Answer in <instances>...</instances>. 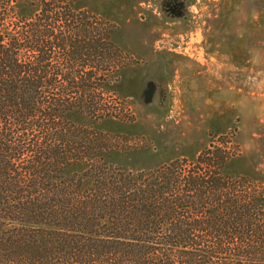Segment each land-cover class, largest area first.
<instances>
[{
  "label": "trees",
  "instance_id": "trees-1",
  "mask_svg": "<svg viewBox=\"0 0 264 264\" xmlns=\"http://www.w3.org/2000/svg\"><path fill=\"white\" fill-rule=\"evenodd\" d=\"M76 1L0 0V264H264V180L237 156L113 162L130 148L95 124L126 121L111 91L130 65Z\"/></svg>",
  "mask_w": 264,
  "mask_h": 264
},
{
  "label": "rangeland",
  "instance_id": "rangeland-1",
  "mask_svg": "<svg viewBox=\"0 0 264 264\" xmlns=\"http://www.w3.org/2000/svg\"><path fill=\"white\" fill-rule=\"evenodd\" d=\"M75 7L117 25L121 61L130 65L111 91L113 111L126 121L95 124L130 148L114 163L150 168L219 145L237 156L233 170L264 180V0H77ZM117 53L110 51L112 78Z\"/></svg>",
  "mask_w": 264,
  "mask_h": 264
}]
</instances>
